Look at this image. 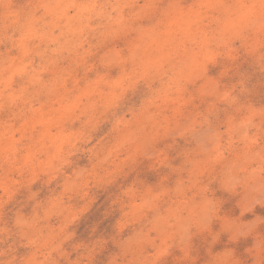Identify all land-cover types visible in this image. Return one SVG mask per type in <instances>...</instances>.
Masks as SVG:
<instances>
[{"label":"clouds","instance_id":"obj_1","mask_svg":"<svg viewBox=\"0 0 264 264\" xmlns=\"http://www.w3.org/2000/svg\"><path fill=\"white\" fill-rule=\"evenodd\" d=\"M0 264H264V0H0Z\"/></svg>","mask_w":264,"mask_h":264}]
</instances>
